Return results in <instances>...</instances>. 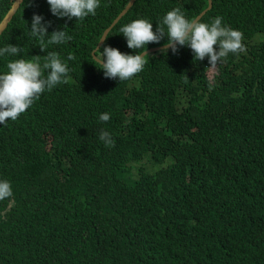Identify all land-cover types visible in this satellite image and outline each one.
<instances>
[{"label":"trees","instance_id":"trees-1","mask_svg":"<svg viewBox=\"0 0 264 264\" xmlns=\"http://www.w3.org/2000/svg\"><path fill=\"white\" fill-rule=\"evenodd\" d=\"M11 1L0 0V18ZM126 2L100 0L76 21L52 15L47 0H21L0 31V48H22L0 57V73L52 51L70 69L0 125V179L13 190L0 201V264H264V0H211L196 19L220 16L243 33L246 50L211 76L186 46L164 53L165 37L120 82L91 50ZM207 3L133 0L97 47L135 54L123 25L146 19L155 30L168 11L191 20ZM34 14L72 39L42 52L29 36Z\"/></svg>","mask_w":264,"mask_h":264},{"label":"clouds","instance_id":"clouds-1","mask_svg":"<svg viewBox=\"0 0 264 264\" xmlns=\"http://www.w3.org/2000/svg\"><path fill=\"white\" fill-rule=\"evenodd\" d=\"M52 15L82 21L89 15L95 16L100 7V0H47ZM43 16L34 14L31 20L29 36L35 38L38 47L45 52L50 45L67 43L72 37L64 30L48 33L51 22L42 23ZM223 18L217 16L210 23L186 18L180 8L168 11L155 30L153 23L146 19H136L123 25L119 32L126 39L127 47L135 54L121 52L118 48L105 45L102 49L93 50V59L99 65L105 78L118 79L120 82L132 79L144 70L148 63L147 46L160 43L167 37L165 47L176 53L179 47H188L193 54V61L208 59L211 68L230 54L244 52L243 33L223 24ZM27 24V21H26ZM28 25V24H27ZM108 36V35H107ZM104 35L102 39H107ZM98 43V44H99ZM97 44V45H98ZM136 50H143L137 52ZM22 48L19 45L7 44L0 48V57H20ZM41 65L40 56L33 59L17 58L9 60L6 71L0 73V125H7L9 120L15 121L33 106L45 91H51L57 85L67 83L70 71L66 62L58 53L47 52ZM69 60L74 57L69 56ZM108 113L100 114L99 120L107 122ZM99 139L106 147H113L115 141L107 131H101ZM13 190L11 182L0 179V201L11 198Z\"/></svg>","mask_w":264,"mask_h":264},{"label":"water","instance_id":"water-1","mask_svg":"<svg viewBox=\"0 0 264 264\" xmlns=\"http://www.w3.org/2000/svg\"><path fill=\"white\" fill-rule=\"evenodd\" d=\"M21 0H12L9 7L6 9V11L4 12V14L1 16L0 18V31L1 29L4 27V25L6 24V22L8 21V19L10 18L11 14L13 13V11L15 10V8L17 7V5L19 4ZM133 0H127V2L123 5V7L117 12V14L113 17V19L111 20V22L109 24H107L97 43L95 44V46L92 48L91 50V53H93V50L96 48V46H98L100 43V39L106 34L107 30L110 28V26L116 21V19L128 8V6L132 3ZM211 4V0H208V3H207V6L205 8H202L198 13L195 14V16L191 19V20H196L200 15L201 13ZM103 40V39H102ZM99 43V44H98ZM166 42L162 43V44H159V45H165ZM98 44V45H97ZM159 46L157 45H151V46H148L146 51L150 50V49H154V48H157ZM140 51H143V50H140ZM139 51V52H140Z\"/></svg>","mask_w":264,"mask_h":264},{"label":"rangeland","instance_id":"rangeland-1","mask_svg":"<svg viewBox=\"0 0 264 264\" xmlns=\"http://www.w3.org/2000/svg\"><path fill=\"white\" fill-rule=\"evenodd\" d=\"M215 68H211L210 65L208 64L206 72L208 76H211V74L214 72Z\"/></svg>","mask_w":264,"mask_h":264}]
</instances>
